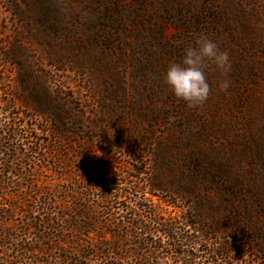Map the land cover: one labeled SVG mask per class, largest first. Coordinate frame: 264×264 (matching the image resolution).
Segmentation results:
<instances>
[{
  "label": "rangeland",
  "instance_id": "obj_1",
  "mask_svg": "<svg viewBox=\"0 0 264 264\" xmlns=\"http://www.w3.org/2000/svg\"><path fill=\"white\" fill-rule=\"evenodd\" d=\"M200 36L228 53L230 67L218 70L205 59L201 69L209 95L188 107L163 76ZM17 43L29 47L40 69L83 107L84 140L71 137L74 148L84 142L83 154H101L110 135L132 136L143 141L133 157L120 150L112 155L128 167L143 165L148 174L158 138L167 141V149L177 143L184 151H202L248 174L247 211L264 222V0H0V87L11 97L17 71L8 54ZM225 80L228 87L221 89ZM94 115L103 123L91 140L87 131ZM147 197L160 207L158 213L183 212ZM233 209L225 199L221 213L211 216L237 217ZM15 237V243L35 242L23 232ZM262 247L240 257L239 264H264Z\"/></svg>",
  "mask_w": 264,
  "mask_h": 264
},
{
  "label": "trees",
  "instance_id": "obj_2",
  "mask_svg": "<svg viewBox=\"0 0 264 264\" xmlns=\"http://www.w3.org/2000/svg\"><path fill=\"white\" fill-rule=\"evenodd\" d=\"M31 53L13 45V97L0 87V264H239L264 246V222L247 211L248 174L220 159L158 138L148 174L112 155L133 157L143 141L132 136L110 135L101 154H83L84 142L74 148L71 137L84 140L83 107ZM89 121L93 140L103 118ZM148 194L182 214L158 213ZM225 199L237 217L211 216ZM17 232L35 242L15 243Z\"/></svg>",
  "mask_w": 264,
  "mask_h": 264
},
{
  "label": "clouds",
  "instance_id": "obj_3",
  "mask_svg": "<svg viewBox=\"0 0 264 264\" xmlns=\"http://www.w3.org/2000/svg\"><path fill=\"white\" fill-rule=\"evenodd\" d=\"M205 59L212 61L218 70L227 71L230 67L228 53L221 52L215 43L200 36L195 47L184 49L180 63L169 64L164 73V82L173 96L188 107L202 104L209 95V85L201 69ZM219 87L226 89L228 82L222 81Z\"/></svg>",
  "mask_w": 264,
  "mask_h": 264
}]
</instances>
